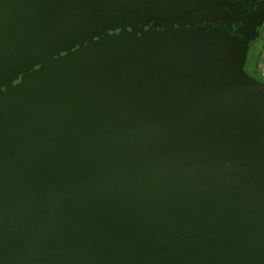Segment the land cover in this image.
<instances>
[{
    "label": "water",
    "instance_id": "1",
    "mask_svg": "<svg viewBox=\"0 0 264 264\" xmlns=\"http://www.w3.org/2000/svg\"><path fill=\"white\" fill-rule=\"evenodd\" d=\"M264 0H0V264H264Z\"/></svg>",
    "mask_w": 264,
    "mask_h": 264
},
{
    "label": "trees",
    "instance_id": "2",
    "mask_svg": "<svg viewBox=\"0 0 264 264\" xmlns=\"http://www.w3.org/2000/svg\"><path fill=\"white\" fill-rule=\"evenodd\" d=\"M263 40H264V24H263V26L261 28L259 38L255 42L252 43L251 47L254 46L255 43H257V41H260L263 44ZM261 47H262V45L258 46L259 51H258V54L256 56H254V55H250L249 56L248 55L247 63L245 65V70L248 73H250V75H252L254 78L258 79L259 81H262V79H261V77H260V75L258 73V70L256 68V64H257V60H258V57H259V54H260V51H261Z\"/></svg>",
    "mask_w": 264,
    "mask_h": 264
},
{
    "label": "built area",
    "instance_id": "3",
    "mask_svg": "<svg viewBox=\"0 0 264 264\" xmlns=\"http://www.w3.org/2000/svg\"><path fill=\"white\" fill-rule=\"evenodd\" d=\"M256 68H257L258 73L262 79V82L264 83V55H260L258 57Z\"/></svg>",
    "mask_w": 264,
    "mask_h": 264
},
{
    "label": "rangeland",
    "instance_id": "4",
    "mask_svg": "<svg viewBox=\"0 0 264 264\" xmlns=\"http://www.w3.org/2000/svg\"><path fill=\"white\" fill-rule=\"evenodd\" d=\"M258 42H259V43H258ZM259 45H260V46L262 45L259 56H260V55H264V40H263V44H262L260 41H257V43H255V45L252 46V47L250 48V50H249V56H250V55H254V56H256V55L258 54V51H259L258 46H259Z\"/></svg>",
    "mask_w": 264,
    "mask_h": 264
},
{
    "label": "flooded vegetation",
    "instance_id": "5",
    "mask_svg": "<svg viewBox=\"0 0 264 264\" xmlns=\"http://www.w3.org/2000/svg\"><path fill=\"white\" fill-rule=\"evenodd\" d=\"M250 74V73H249ZM252 76V75H251Z\"/></svg>",
    "mask_w": 264,
    "mask_h": 264
}]
</instances>
